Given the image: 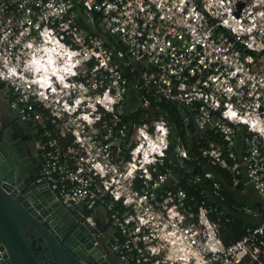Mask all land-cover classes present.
Segmentation results:
<instances>
[{
    "label": "built area",
    "instance_id": "2783aa9c",
    "mask_svg": "<svg viewBox=\"0 0 264 264\" xmlns=\"http://www.w3.org/2000/svg\"><path fill=\"white\" fill-rule=\"evenodd\" d=\"M0 92L32 130L40 180L82 222L103 215L94 236L122 264H264V214L241 207L262 221L226 245L220 184L209 201L188 191L177 171L195 159L154 114L175 103L219 134L202 156L264 205V0H0Z\"/></svg>",
    "mask_w": 264,
    "mask_h": 264
},
{
    "label": "water",
    "instance_id": "95a60500",
    "mask_svg": "<svg viewBox=\"0 0 264 264\" xmlns=\"http://www.w3.org/2000/svg\"><path fill=\"white\" fill-rule=\"evenodd\" d=\"M5 128L0 140V264H93L97 258L108 264L94 250L100 227L82 222L64 206L40 180L41 172L28 176L16 167L21 159L20 146L10 136L15 128ZM252 207L264 214L261 201Z\"/></svg>",
    "mask_w": 264,
    "mask_h": 264
},
{
    "label": "trees",
    "instance_id": "16d2710c",
    "mask_svg": "<svg viewBox=\"0 0 264 264\" xmlns=\"http://www.w3.org/2000/svg\"><path fill=\"white\" fill-rule=\"evenodd\" d=\"M138 100L136 98V92L132 85H130L129 93L126 101V121L127 122H140L142 119L143 111L133 113V109L137 106ZM159 107L154 110V114L164 115L170 124L172 125V148L175 147L180 139L186 143L192 157L195 160L189 162L192 167V172L185 174L182 171H177V174L182 179L183 185L188 191L197 197L198 200H213L211 185L213 182H217L221 186V193L224 200L221 201L226 215L231 219L226 223V227L223 234V239L226 245H230L243 237L246 228L251 225L261 223L260 217H253L240 210L245 205L252 206V203H248L245 200V195L248 193V186L245 182L238 186H234L232 182V175L229 170L221 167L220 165L212 164L207 158L202 156V149L210 148L212 142L222 143V139L219 134L213 130L201 131L196 126L194 121V114L187 112L189 116L188 124L185 123L186 111L175 103L161 101ZM241 148L242 141L238 143ZM202 172H209L213 175V178L205 181L206 197L203 198L201 191L204 189V185L199 186L189 182V178L195 176V174ZM250 218L252 221H250Z\"/></svg>",
    "mask_w": 264,
    "mask_h": 264
},
{
    "label": "flooded vegetation",
    "instance_id": "af4514ba",
    "mask_svg": "<svg viewBox=\"0 0 264 264\" xmlns=\"http://www.w3.org/2000/svg\"><path fill=\"white\" fill-rule=\"evenodd\" d=\"M5 123L2 120V129L0 131V140L4 132L6 131ZM12 128H15L11 133L12 141L17 142L18 148V156L21 159V163L17 165L22 167L23 171L28 174V176L35 174L37 172H41V163L40 160L36 158V155L33 151L32 147V130L24 123L20 122L18 118H15V121L10 124ZM22 146V147H21ZM24 148V151L22 150ZM96 243L94 245V250H100L104 256H106L108 264H111L108 259V251H111L107 242L100 238L99 236L95 237ZM93 264H105L103 263L100 258H97Z\"/></svg>",
    "mask_w": 264,
    "mask_h": 264
},
{
    "label": "crops",
    "instance_id": "0c3cea01",
    "mask_svg": "<svg viewBox=\"0 0 264 264\" xmlns=\"http://www.w3.org/2000/svg\"><path fill=\"white\" fill-rule=\"evenodd\" d=\"M16 117V114L11 110L6 101L4 92H0V118L4 121L5 124H11L15 121ZM96 218L100 223V227L102 225V229L106 228L107 223L104 221L103 215L99 213L96 215ZM261 219L262 218L260 217V220Z\"/></svg>",
    "mask_w": 264,
    "mask_h": 264
},
{
    "label": "rangeland",
    "instance_id": "374dc122",
    "mask_svg": "<svg viewBox=\"0 0 264 264\" xmlns=\"http://www.w3.org/2000/svg\"><path fill=\"white\" fill-rule=\"evenodd\" d=\"M33 136V135H32ZM32 147H33V151L36 155V158H38V155H37V151L35 149V139L34 137H32ZM255 189L253 188V186H248V193L245 195V200L248 202V203H252V205L257 202V201H260V198L259 196L257 195V192L255 193ZM250 221H252V219L250 218ZM108 259L110 261L111 264H122V262L120 261V259L118 258V256L113 253L112 251H108Z\"/></svg>",
    "mask_w": 264,
    "mask_h": 264
}]
</instances>
